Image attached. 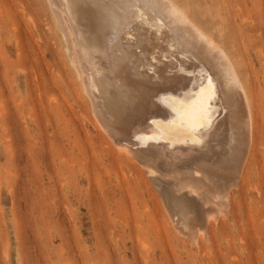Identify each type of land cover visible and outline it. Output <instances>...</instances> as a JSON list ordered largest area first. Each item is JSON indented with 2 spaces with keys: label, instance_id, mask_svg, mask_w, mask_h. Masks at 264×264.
<instances>
[{
  "label": "rangeland",
  "instance_id": "374dc122",
  "mask_svg": "<svg viewBox=\"0 0 264 264\" xmlns=\"http://www.w3.org/2000/svg\"><path fill=\"white\" fill-rule=\"evenodd\" d=\"M46 1L0 0V264H264V0H177L188 3V14L238 60L251 95L254 145L263 168L252 184L233 188L224 218L214 221L226 232L214 244L203 241L211 245L207 254L172 236L168 242L161 232L167 221L152 193L164 188L162 182L149 179V189L131 180L136 170L124 174L104 145L100 154L89 144L95 134L87 120L72 118L80 142H68L74 129L63 115L74 99L53 81L57 68L50 65L49 50H57L58 42ZM156 134L172 144L192 140L191 133L174 139ZM217 143L213 139L211 146ZM143 174L148 176L145 169ZM240 198L242 207L236 206Z\"/></svg>",
  "mask_w": 264,
  "mask_h": 264
},
{
  "label": "bare ground",
  "instance_id": "6f19581e",
  "mask_svg": "<svg viewBox=\"0 0 264 264\" xmlns=\"http://www.w3.org/2000/svg\"><path fill=\"white\" fill-rule=\"evenodd\" d=\"M46 5L58 42L57 50H49L50 65L57 68L53 81H60L74 99L65 96L69 108L63 119L74 129L68 142L73 146L80 142L72 118L87 120L95 134L89 136V144H96L100 154L106 147L108 157L124 174L136 170L131 180L143 181L148 188L149 179L162 182L164 188L152 193L167 221L161 232L168 242L172 236L207 254L211 246L207 244L223 238L224 230L215 228L214 221L224 218L233 188L263 176L254 145V108L238 60L188 14V3L47 0ZM157 131L172 139L191 133L192 140L184 145L168 143ZM213 139L218 140L215 147ZM237 203L243 205L242 199ZM153 208L159 211L158 205Z\"/></svg>",
  "mask_w": 264,
  "mask_h": 264
}]
</instances>
